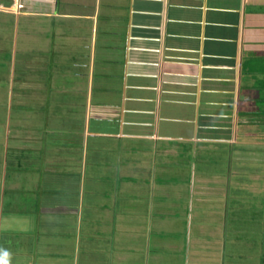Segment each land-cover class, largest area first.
<instances>
[{
  "label": "crops",
  "instance_id": "obj_1",
  "mask_svg": "<svg viewBox=\"0 0 264 264\" xmlns=\"http://www.w3.org/2000/svg\"><path fill=\"white\" fill-rule=\"evenodd\" d=\"M0 260L264 264V0H0Z\"/></svg>",
  "mask_w": 264,
  "mask_h": 264
},
{
  "label": "clouds",
  "instance_id": "obj_2",
  "mask_svg": "<svg viewBox=\"0 0 264 264\" xmlns=\"http://www.w3.org/2000/svg\"><path fill=\"white\" fill-rule=\"evenodd\" d=\"M5 255H7V254L5 253ZM0 264H7V262L4 260H0Z\"/></svg>",
  "mask_w": 264,
  "mask_h": 264
}]
</instances>
